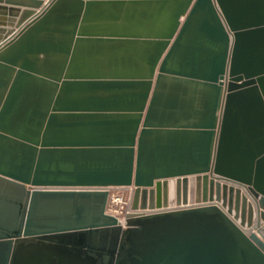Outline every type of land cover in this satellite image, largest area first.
Instances as JSON below:
<instances>
[{"label": "water", "instance_id": "95a60500", "mask_svg": "<svg viewBox=\"0 0 264 264\" xmlns=\"http://www.w3.org/2000/svg\"><path fill=\"white\" fill-rule=\"evenodd\" d=\"M0 264H264V0H0Z\"/></svg>", "mask_w": 264, "mask_h": 264}, {"label": "built area", "instance_id": "2783aa9c", "mask_svg": "<svg viewBox=\"0 0 264 264\" xmlns=\"http://www.w3.org/2000/svg\"><path fill=\"white\" fill-rule=\"evenodd\" d=\"M131 187L112 186L109 188L106 212L123 220L126 212L129 211Z\"/></svg>", "mask_w": 264, "mask_h": 264}]
</instances>
